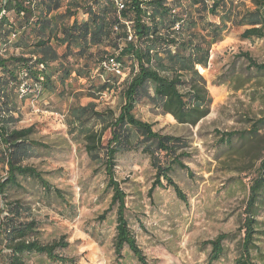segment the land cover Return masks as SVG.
Segmentation results:
<instances>
[{"label": "rangeland", "instance_id": "rangeland-1", "mask_svg": "<svg viewBox=\"0 0 264 264\" xmlns=\"http://www.w3.org/2000/svg\"><path fill=\"white\" fill-rule=\"evenodd\" d=\"M224 1L239 11L253 9L251 0ZM182 2L187 6L185 0ZM8 17L12 22L14 15ZM203 18L198 29L206 23L220 22L217 16L204 14ZM245 28L235 27L228 20L222 41L210 47L207 69L197 67L212 103L207 116L195 127L162 115L147 98L140 99L133 111L137 119L152 125L153 132L181 138L187 143L182 150L188 153L181 159L188 171L174 167L170 174L186 202L178 200L171 188H155L150 193L155 169L149 154L142 151L145 144L135 130L131 135L137 148L116 155L115 179L126 195L125 217L147 264H207L211 248L203 243L220 234L229 237L223 242L222 256L213 264H236L241 255L249 188L264 174V72L250 69L239 56L248 53L255 63H264V39L242 41L240 35ZM99 50L111 53L105 46ZM56 52L62 57L64 46L57 47ZM62 62L73 64L74 69L82 64L73 55L62 58ZM130 67V61H124L123 76L115 79L108 73L103 78L97 72L88 78L72 74L63 89L56 84L55 94L27 93L22 100V94L16 98L12 128L32 126L30 141L41 145L33 148L32 157L23 165L42 173L52 188L45 191L36 179L17 177L15 187H6L5 199L0 196V220L7 217L4 205L20 204V220L37 222L32 238L42 245L65 238L67 247L56 252L74 264H139L127 247L122 249V259H115L116 207L105 214L104 220L98 219L109 208L112 195L106 190L100 163L104 150H100L98 159L89 155L80 126L72 127L68 118L70 105L94 104L96 112L117 115ZM108 79L110 89L99 93V87ZM149 92L152 94L151 89ZM102 125L92 119L86 120L83 128L97 132ZM229 132L236 134L226 143L223 134ZM109 139L107 130L102 134L103 148ZM5 176L6 168L0 163V180ZM257 198L253 209L256 249L251 252V262L264 264V186ZM0 250L3 259H8L9 250L2 246ZM21 259L23 264H59L36 253L24 254Z\"/></svg>", "mask_w": 264, "mask_h": 264}, {"label": "trees", "instance_id": "trees-1", "mask_svg": "<svg viewBox=\"0 0 264 264\" xmlns=\"http://www.w3.org/2000/svg\"><path fill=\"white\" fill-rule=\"evenodd\" d=\"M122 1L125 5L122 11L117 10L114 0H3L0 4V163L6 168V176L0 180V196L1 200L5 199L6 187H15L19 176L36 179L45 191L52 188L42 173L23 165L32 157L33 148L41 146L30 141L33 127L12 128L16 98L21 94V72L26 73L28 95L42 96L55 94L56 84L63 89L72 74L88 78L89 74L97 72L98 77L103 78L107 73L102 70L101 63L106 59L115 58L122 68L123 62L129 60L131 72L124 84L122 105L117 115L110 111L96 112L94 104L70 105L68 118L71 126H80L85 151L89 155L98 159V153L104 150L105 156L100 163L106 176V190L112 195L109 208L98 219L104 220L105 214L116 207L113 243L116 261L122 259V249L127 247L139 264H147L125 217L126 195L115 179L116 155L137 148L131 135V130H135L145 144L142 151L149 154L155 169L150 193L155 188H171L178 200L186 202L170 174L174 167L188 171L181 162L188 153L182 150L187 143L181 138L153 132L152 125L137 119L133 111L140 99L147 98L161 109L162 115H169L178 124L195 127L207 116L212 103L197 67L207 69L210 47L222 41L228 20L235 27H246L240 35L242 41L264 39V0H251L253 9L244 8L242 11L227 5L224 0H185L187 6L183 0ZM219 10L222 11L220 14ZM10 14L14 15L12 22L8 17ZM204 14L217 16L220 22L206 23L198 29ZM62 46L65 54L60 57L56 48ZM101 46L108 47L111 53L100 51ZM96 47L98 49L93 53L91 50ZM16 50L18 54H15ZM67 55H73L82 64H77L74 69L73 64L59 63L62 58L66 60ZM239 56L246 60L250 69L264 72V63H255L248 53ZM109 76L112 79L117 77L113 73ZM34 85L40 88L39 92ZM110 87L108 79L98 92ZM24 97L22 95L21 100ZM92 119L103 124L97 132L83 128L84 122ZM107 130L110 139L103 148L102 134ZM235 134H223L225 142ZM253 181L242 224V251L236 264H253L251 252L256 249L253 244L256 235L253 209L264 186V174ZM2 210L7 212V217L0 220V247L10 253L8 259H3L0 250V264H23L21 257L24 254L35 253L44 255L50 262L74 264L72 259L67 261L56 252L67 247L65 238L49 245H42L32 238L37 222L20 220L23 210L20 204L4 205ZM228 237L220 234L203 243L211 248L207 264L220 259L224 252L223 242Z\"/></svg>", "mask_w": 264, "mask_h": 264}, {"label": "built area", "instance_id": "built-area-1", "mask_svg": "<svg viewBox=\"0 0 264 264\" xmlns=\"http://www.w3.org/2000/svg\"><path fill=\"white\" fill-rule=\"evenodd\" d=\"M114 4L116 5V8L118 11H122L124 9V4L122 0H114ZM86 17V15L84 16ZM131 39V36L129 35V40ZM101 68L104 70L105 73L114 74L117 76H123V70H122V64L117 61L115 58L112 59H106L101 63ZM26 73L21 72L20 78L21 83L19 85V89L22 95H25L28 92V83L25 81ZM34 88L39 92L40 88L38 86L34 85Z\"/></svg>", "mask_w": 264, "mask_h": 264}, {"label": "crops", "instance_id": "crops-1", "mask_svg": "<svg viewBox=\"0 0 264 264\" xmlns=\"http://www.w3.org/2000/svg\"><path fill=\"white\" fill-rule=\"evenodd\" d=\"M168 1H170V0H168Z\"/></svg>", "mask_w": 264, "mask_h": 264}]
</instances>
